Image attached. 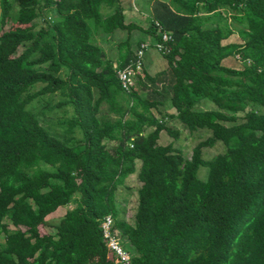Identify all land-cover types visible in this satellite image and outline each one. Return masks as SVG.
<instances>
[{
	"label": "trees",
	"instance_id": "trees-1",
	"mask_svg": "<svg viewBox=\"0 0 264 264\" xmlns=\"http://www.w3.org/2000/svg\"><path fill=\"white\" fill-rule=\"evenodd\" d=\"M152 12L144 29L127 23L121 0H0V264H114L108 215L138 254L132 264H264V0L156 1ZM158 22L173 34L168 66L156 76L144 68L128 91L117 69L144 44L135 51L132 33L161 40ZM117 31L128 36L114 61L96 36ZM235 33L239 42H227ZM57 93L56 108L73 109L76 142L32 112ZM168 102L176 113H159ZM173 119L212 131L189 159L159 144L164 131L179 138ZM218 141L227 152L206 161ZM134 175L130 219L118 192ZM71 205L55 234L35 233Z\"/></svg>",
	"mask_w": 264,
	"mask_h": 264
},
{
	"label": "rangeland",
	"instance_id": "rangeland-1",
	"mask_svg": "<svg viewBox=\"0 0 264 264\" xmlns=\"http://www.w3.org/2000/svg\"><path fill=\"white\" fill-rule=\"evenodd\" d=\"M166 2L167 0H161ZM170 2V0H168ZM128 7L134 10V16L127 17V23L135 22L143 28H147L150 25V21L154 20L152 6L150 0H128ZM135 6L137 8H135ZM19 6L16 3L13 9V16L17 15ZM136 9V11H135ZM49 15V14H48ZM51 17H55L54 14H50ZM43 19L40 17L37 20V23L42 25ZM13 28V25L10 26V29ZM9 29V27H7ZM6 30V29H5ZM4 31L3 28L0 27V34ZM127 32L117 31L112 35L105 36H96L99 39L100 45L104 47L107 52L108 58L114 61L117 60L118 57V43L125 40L127 38ZM142 40L145 41L148 45L147 50L145 52L144 57V68L145 70L153 76H156L158 73L166 70L168 64L167 60L164 58L162 53L156 50L155 42L156 39L151 38L149 35H146L142 31H136L132 33L131 43L135 51L138 46L137 43H142ZM239 57V56H238ZM230 61L238 64L235 65V68H239L240 62L235 59H230ZM224 65L229 66L226 62ZM41 86H38L36 90H39ZM140 91V90H139ZM141 92V91H140ZM63 100V97L57 93L54 95L42 96L37 101L31 103L32 111L41 121L45 124V127L52 134L56 133L58 135L64 136L60 137L62 140H66L65 137H70L71 139L78 141L81 139V134L78 130H74L73 134H68V122L73 117V109L71 106H65L63 108H56V105ZM50 107L51 110L47 113V109L45 107ZM105 107H103L104 109ZM214 106L212 104H206L204 106H200V109H213ZM159 113H169L174 112V108L171 103H165V105L159 107ZM46 114V115H44ZM40 116V117H39ZM169 125L174 128V130L180 132V136L178 139L170 137L167 132L161 133V138L159 140L160 145H168L170 143H174V146L177 149H180L186 158H191L194 147L199 144L201 141L206 140L207 138L212 136V131L209 129H199L195 132H191L188 130L182 123L177 120L169 121ZM69 146L74 148L75 145L73 143H69ZM78 149V148H76ZM227 152V146L218 141L216 145L212 148H206L203 152V158L206 161H209L220 154H224ZM209 175V167L203 166L199 170V178L201 180L207 181ZM140 183L137 178L131 176L127 179L126 185L121 187L118 192V201L120 204L126 206L127 208V218H132L135 208L138 204V188L140 187ZM74 206H66L60 207L56 212L51 214L45 224L41 225L39 228L35 230V233L39 235H48L55 234L57 232L58 222L63 218L64 214L69 210L73 209ZM125 241V239H123Z\"/></svg>",
	"mask_w": 264,
	"mask_h": 264
},
{
	"label": "built area",
	"instance_id": "built-area-1",
	"mask_svg": "<svg viewBox=\"0 0 264 264\" xmlns=\"http://www.w3.org/2000/svg\"><path fill=\"white\" fill-rule=\"evenodd\" d=\"M156 26L161 34V40L156 39L155 42L156 50L162 53V55L168 54L170 53L169 43L173 41V34L172 32L164 30L159 22L156 23ZM147 47L148 45L146 43L142 44L137 52V60L125 69H117L118 78L123 88L128 91L131 88L137 89L138 82L144 78V57ZM101 228L103 238L110 252L108 258L114 261V264H132V260L138 254L131 245L129 238L117 227L115 218L112 215L105 217L102 221Z\"/></svg>",
	"mask_w": 264,
	"mask_h": 264
},
{
	"label": "crops",
	"instance_id": "crops-1",
	"mask_svg": "<svg viewBox=\"0 0 264 264\" xmlns=\"http://www.w3.org/2000/svg\"><path fill=\"white\" fill-rule=\"evenodd\" d=\"M151 1V6H152V8H153V5H154V3L156 2V1H161V0H150ZM121 2H122V6H123V8H124V11H125V15H126V18L127 17H129L128 15H130V16H134V10H132V7L131 8H129L128 7V4H127V2H128V0H121ZM162 2H164V1H162ZM166 2H169L168 0L166 1ZM135 8H137L136 6H135ZM135 11H136V9H135ZM145 29V28H144ZM146 35H149V34H146ZM151 38H153V36H151V35H149ZM239 37H238V34L237 33H235L234 35H233V37L232 38H230L227 42H233V43H237V42H239ZM143 42H145V41H143L142 40V43ZM139 44V42L137 43V45ZM238 58V57H237ZM236 58V59H237ZM227 63L230 65V66H235V64L232 62V61H227ZM147 72V71H146ZM176 113V111H175V109H174V112H172L171 114H175Z\"/></svg>",
	"mask_w": 264,
	"mask_h": 264
}]
</instances>
